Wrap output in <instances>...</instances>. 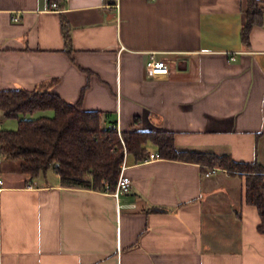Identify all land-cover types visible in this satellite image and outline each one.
<instances>
[{
	"label": "crops",
	"instance_id": "obj_1",
	"mask_svg": "<svg viewBox=\"0 0 264 264\" xmlns=\"http://www.w3.org/2000/svg\"><path fill=\"white\" fill-rule=\"evenodd\" d=\"M257 1L245 45V0H0V91L48 85L103 127L172 133L178 150L264 171ZM151 54L166 77H146ZM6 120L15 129L1 113L0 129ZM124 165L129 191L114 195L63 187L52 169L28 178L0 156V264H264L243 175L204 177L210 167L158 158L150 142L144 161Z\"/></svg>",
	"mask_w": 264,
	"mask_h": 264
},
{
	"label": "trees",
	"instance_id": "obj_2",
	"mask_svg": "<svg viewBox=\"0 0 264 264\" xmlns=\"http://www.w3.org/2000/svg\"><path fill=\"white\" fill-rule=\"evenodd\" d=\"M46 1L48 6L55 3L62 7L64 3V0ZM243 15L241 40L247 45L249 30L261 23L258 1L245 0ZM62 28L68 45L64 23ZM0 113L3 119L17 122L13 130L0 129V156L20 161V172L28 178L52 169L63 187L112 192L123 163V151L125 160L130 157L133 163H139L144 161L146 144L150 142L156 147L158 158L193 162L243 175L244 201L256 208L257 231L264 236V171L257 163H236L227 155L178 150L173 134L163 131L120 132L121 143L115 125L102 126L99 112L82 111L79 103L64 102L44 84L32 91L19 88L0 91Z\"/></svg>",
	"mask_w": 264,
	"mask_h": 264
},
{
	"label": "built area",
	"instance_id": "obj_3",
	"mask_svg": "<svg viewBox=\"0 0 264 264\" xmlns=\"http://www.w3.org/2000/svg\"><path fill=\"white\" fill-rule=\"evenodd\" d=\"M66 0H64L65 2ZM51 9H57V5L55 3H52L50 5ZM18 17L14 16L11 18L13 22L18 21ZM144 72L147 78L150 79H157L160 77H166L169 73V66L166 60L164 59H157L154 54H151L148 56L145 64H144ZM116 133L121 141L120 138V132L115 126ZM122 143V141H121ZM123 145V144H122ZM123 163L120 167L119 175L113 190L114 195L120 194V193H127L129 191V185L130 181L129 178L124 174L125 169V151H123ZM153 156L150 155V158ZM218 169L215 167H210L206 172H204L203 176L208 177L215 172H217Z\"/></svg>",
	"mask_w": 264,
	"mask_h": 264
},
{
	"label": "rangeland",
	"instance_id": "obj_4",
	"mask_svg": "<svg viewBox=\"0 0 264 264\" xmlns=\"http://www.w3.org/2000/svg\"><path fill=\"white\" fill-rule=\"evenodd\" d=\"M258 7H259V5H258ZM11 122H12V120L4 121L3 124H2L3 125V129H6V130L14 129V128L9 126V125L12 124ZM49 172H51V170Z\"/></svg>",
	"mask_w": 264,
	"mask_h": 264
}]
</instances>
